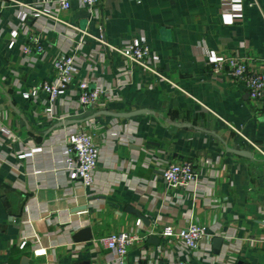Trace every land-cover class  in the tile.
<instances>
[{
	"label": "crops",
	"instance_id": "0c3cea01",
	"mask_svg": "<svg viewBox=\"0 0 264 264\" xmlns=\"http://www.w3.org/2000/svg\"><path fill=\"white\" fill-rule=\"evenodd\" d=\"M221 2L100 0L99 17L89 19L88 10L70 0L69 9L59 12L62 21L91 35L76 51L85 57L77 78L113 87L121 97L91 111L145 110L129 117L91 118L94 123L85 130L100 155L94 186L88 188L62 168L64 144L51 135L60 127L48 131L62 113L82 112L75 101L76 80L52 104L37 88L52 79L54 56L77 39L69 38L63 24L51 25L21 13L13 0H1L0 264H21L24 257L25 264H107L106 251L93 247V240L127 230L151 231L159 238L157 245L147 241L150 235L133 243L125 256L128 264H168L174 257L190 264H231L232 259L234 264H264V241L259 240L264 235V103L252 101L226 73L214 77L203 60L238 57L262 70L264 0H231L225 9ZM21 23L29 27L27 33ZM40 25L42 52L24 55L22 46ZM92 37L114 46L124 39L142 41L167 80L125 62L114 49L97 51ZM123 80L122 88H114ZM49 108L52 119L46 115ZM183 160L212 183L209 199L195 197L192 188L163 183V163ZM190 223L214 234L197 250H182L176 238L158 234L165 225L178 230ZM86 226L91 239L72 257L64 243ZM214 237L221 239L218 247ZM35 248L44 253L34 256Z\"/></svg>",
	"mask_w": 264,
	"mask_h": 264
},
{
	"label": "built area",
	"instance_id": "2783aa9c",
	"mask_svg": "<svg viewBox=\"0 0 264 264\" xmlns=\"http://www.w3.org/2000/svg\"><path fill=\"white\" fill-rule=\"evenodd\" d=\"M3 1V0H2ZM77 3L88 10L89 19H97L100 15V0H76ZM19 11L37 19H45L51 21V25L63 24L69 28V38L77 39L75 45L68 46L66 49L58 52L51 61V80H44L38 85V89L47 95L48 101L52 104L58 95L69 87L73 81L76 82L75 101L82 112L97 107H105L109 102L120 101L121 97L115 94L113 87L99 86L92 84L90 78L83 76L77 78L81 61L85 58L84 54L76 53L80 49L85 36H91L86 30L80 29L74 25L66 23L59 18V12L67 10L70 7V0H34L31 3H23L13 0ZM231 0H222L221 7L228 8L231 6ZM2 3L0 0V13ZM20 28L24 33L29 31V27L24 23L20 24ZM44 26H39L34 32L29 34L30 43L23 45L21 51L24 55L31 52H42L43 47L40 43L38 32L43 30ZM62 30V29H60ZM59 30V31H60ZM96 40L97 51L114 49L122 59L136 65L143 72L152 73L160 79L167 80L160 70L156 67V58L150 52L149 47L142 41L136 39H124L118 46L111 45L102 37H92ZM204 63L210 65V69L214 77L227 74L241 83L248 92L249 98L254 101L264 103V68L256 70L248 66L245 61L238 57H225L223 55H212L204 58ZM125 73V71H123ZM126 82L123 80L114 88H122ZM80 112V113H82ZM80 113L69 114L62 113L58 117V121L69 118L70 116ZM48 119L53 118L52 110L46 111ZM92 119L82 122V124L72 123L61 126L58 130L53 131L54 139H61L64 144V158L62 168L77 180V184L93 188L94 170L99 160L100 148L93 140V137L85 130L86 126L92 125ZM255 146L252 142H249ZM160 177L168 188L172 189H188L192 188L193 195L204 196L205 199L210 198L212 183L199 176V173L190 161H165L160 170ZM69 189H65L66 192ZM159 236L165 239L176 238L181 245V249L197 250L204 245L213 233H210L206 226L196 223H190L184 228L175 230L171 224L165 225L159 231ZM152 235L151 231L140 234L136 231H119L100 236L93 240L94 246L106 251L105 261L107 264H128L125 256L129 248L135 242H140ZM264 241V235L259 239ZM65 248L72 257H76L81 249L86 247V241L74 242L71 236L64 243ZM91 252L95 251L90 248ZM44 253V249L35 248L34 256ZM93 260H95L93 258ZM235 263L232 259L231 264ZM148 264H153L149 262ZM168 264H190L187 259L174 257Z\"/></svg>",
	"mask_w": 264,
	"mask_h": 264
},
{
	"label": "water",
	"instance_id": "95a60500",
	"mask_svg": "<svg viewBox=\"0 0 264 264\" xmlns=\"http://www.w3.org/2000/svg\"><path fill=\"white\" fill-rule=\"evenodd\" d=\"M145 110L144 109H137V110H133V111H128V112H113V111H109V110H97V111H84L80 114L77 115H73L70 116L67 119L61 120V121H57L55 124H53L49 129L52 130L54 128L57 127H61L62 125H68V124H72V123H78V122H83L85 120L91 119L97 115H110V116H114V117H129L135 114H140V113H144ZM233 152L240 154V155H246L249 156L250 153L248 151L245 150H232ZM131 211L135 214V216L137 218H139L141 221H143L145 223L146 226L149 225V220L138 210L132 209ZM71 239L74 242H80V241H88L91 239V232H90V228L89 227H82L77 229L76 231H74L71 235ZM147 241L151 244H155L157 245L159 242V238L150 235L147 239ZM221 243V239L219 237H214L213 238V245L218 247ZM214 252H216V250L214 249ZM26 262V258H22L21 264H25Z\"/></svg>",
	"mask_w": 264,
	"mask_h": 264
}]
</instances>
